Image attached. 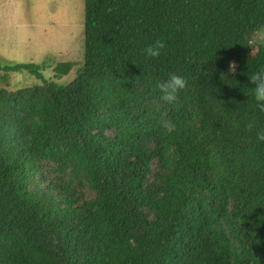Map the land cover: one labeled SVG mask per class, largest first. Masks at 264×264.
<instances>
[{
  "label": "trees",
  "instance_id": "trees-1",
  "mask_svg": "<svg viewBox=\"0 0 264 264\" xmlns=\"http://www.w3.org/2000/svg\"><path fill=\"white\" fill-rule=\"evenodd\" d=\"M84 35L68 82L0 62L37 79L0 86V264H264V0H85Z\"/></svg>",
  "mask_w": 264,
  "mask_h": 264
},
{
  "label": "rangeland",
  "instance_id": "rangeland-1",
  "mask_svg": "<svg viewBox=\"0 0 264 264\" xmlns=\"http://www.w3.org/2000/svg\"><path fill=\"white\" fill-rule=\"evenodd\" d=\"M85 0H0V62L42 64L47 79L68 82L84 60ZM29 72L0 69V86H27Z\"/></svg>",
  "mask_w": 264,
  "mask_h": 264
},
{
  "label": "clouds",
  "instance_id": "clouds-1",
  "mask_svg": "<svg viewBox=\"0 0 264 264\" xmlns=\"http://www.w3.org/2000/svg\"><path fill=\"white\" fill-rule=\"evenodd\" d=\"M164 42L156 40L144 48L146 58H155L160 55L164 48ZM231 70L235 71V64L230 65ZM249 79L254 83L250 88V94L254 98L255 106L259 111L264 112V67L259 68L254 73L249 74ZM188 81L185 76L175 72L169 73L167 78L158 81L157 87L160 91V98L169 104L174 103L178 98V92L187 87ZM249 95V93H247ZM251 127V125H249ZM257 138L264 141V130L257 131Z\"/></svg>",
  "mask_w": 264,
  "mask_h": 264
}]
</instances>
